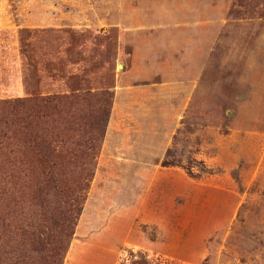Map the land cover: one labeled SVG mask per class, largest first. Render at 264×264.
Wrapping results in <instances>:
<instances>
[{"label": "rangeland", "instance_id": "rangeland-1", "mask_svg": "<svg viewBox=\"0 0 264 264\" xmlns=\"http://www.w3.org/2000/svg\"><path fill=\"white\" fill-rule=\"evenodd\" d=\"M36 95L64 163L0 178V264H264V0H0Z\"/></svg>", "mask_w": 264, "mask_h": 264}, {"label": "trees", "instance_id": "trees-1", "mask_svg": "<svg viewBox=\"0 0 264 264\" xmlns=\"http://www.w3.org/2000/svg\"><path fill=\"white\" fill-rule=\"evenodd\" d=\"M75 100L74 95L0 100V178L4 188L12 184L17 186L37 168L47 170L53 177L55 169L63 166L64 154L59 150L62 147L47 139L39 141L37 123ZM56 136L60 138L59 133ZM99 139L94 138L95 141ZM6 227V220L0 219V229Z\"/></svg>", "mask_w": 264, "mask_h": 264}]
</instances>
